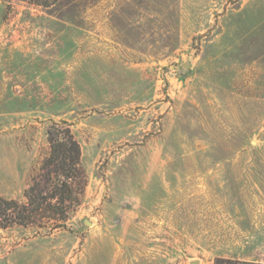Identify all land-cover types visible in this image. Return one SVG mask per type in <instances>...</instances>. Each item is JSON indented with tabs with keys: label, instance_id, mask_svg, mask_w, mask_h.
I'll return each mask as SVG.
<instances>
[{
	"label": "rangeland",
	"instance_id": "obj_1",
	"mask_svg": "<svg viewBox=\"0 0 264 264\" xmlns=\"http://www.w3.org/2000/svg\"><path fill=\"white\" fill-rule=\"evenodd\" d=\"M64 124L86 186L0 264H264V0H0V196Z\"/></svg>",
	"mask_w": 264,
	"mask_h": 264
},
{
	"label": "trees",
	"instance_id": "obj_2",
	"mask_svg": "<svg viewBox=\"0 0 264 264\" xmlns=\"http://www.w3.org/2000/svg\"><path fill=\"white\" fill-rule=\"evenodd\" d=\"M49 153L40 172L23 192L24 202L0 196V229L12 225L60 226L78 204L86 186L81 150L66 125L53 123L47 129ZM214 264H254L217 259Z\"/></svg>",
	"mask_w": 264,
	"mask_h": 264
}]
</instances>
